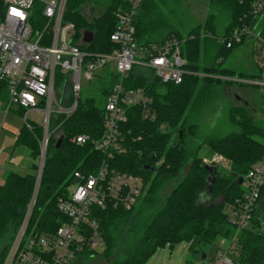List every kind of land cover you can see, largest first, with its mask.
I'll return each mask as SVG.
<instances>
[{"label": "trees", "instance_id": "16d2710c", "mask_svg": "<svg viewBox=\"0 0 264 264\" xmlns=\"http://www.w3.org/2000/svg\"><path fill=\"white\" fill-rule=\"evenodd\" d=\"M104 1L102 12L89 16L84 12L88 0H67L64 20L74 23V41L85 52L110 53L118 47L110 39V34L117 23L118 13L128 10L130 5L127 0ZM176 1L143 0L134 16L135 40L139 44H161L171 37L177 38L184 68L192 73L186 74L181 83L174 84L161 82L151 68L134 65L130 69L123 79V86L144 90L151 99L148 112L152 118L143 116L146 109L141 104L127 107L126 119L120 122L123 151L107 159L116 169L141 176L146 192L137 208L130 210L92 206L91 217L99 224L104 247L99 252L82 249L70 264H87L94 254L102 255L107 264H144L161 246L168 244L172 247L187 241L201 252L204 250L202 244H212L219 238L228 239L227 247L231 249L235 264H264V186L252 209L249 226L238 231L236 236V229L226 212V208L243 192L239 179L264 156V126L254 119L247 107L232 102L228 117L238 126V131L200 140L197 124L189 121V113L198 108V103L207 100L214 84L231 87L230 83L203 76V73L255 76L219 66L243 41L226 47L214 37L205 35H227L241 22L247 21L254 0H202L208 5L207 15L201 23L191 27L185 37L171 29L169 16L173 10H169V6ZM163 9H167L166 12ZM223 18L227 21L219 30L216 23ZM84 30L94 34L90 44L80 41ZM209 47L215 49L213 61L220 58L218 66L214 62L201 64ZM98 75H101L98 81H104L100 88L103 105L91 95L81 98L79 94L71 113L51 116L50 135L29 231L55 233L62 222L68 221L58 210L57 200L65 196L74 182V171L94 172L105 159L94 149L92 141L104 131L105 100L118 82L119 74L114 67L106 66L95 77ZM65 79L69 76L58 70L55 72V86ZM57 98L63 106H70L74 101L71 91L65 96L57 94ZM18 109L24 114L25 109ZM81 133L90 137L82 145L72 140ZM42 135L40 123L28 122L15 136L14 146L26 148L32 162L30 171L25 174L8 170L0 184V264L5 260L33 191ZM60 136L63 139L56 147ZM203 146L210 159L214 155L221 156L228 165L224 167L213 161L208 164L199 155ZM205 164L216 168L211 191L206 192L203 188L209 171ZM170 182H174L171 189L160 200L161 190ZM118 247L122 251L117 254Z\"/></svg>", "mask_w": 264, "mask_h": 264}, {"label": "built area", "instance_id": "2783aa9c", "mask_svg": "<svg viewBox=\"0 0 264 264\" xmlns=\"http://www.w3.org/2000/svg\"><path fill=\"white\" fill-rule=\"evenodd\" d=\"M127 1L129 9L118 13L117 23L110 34V39L118 47L110 53H89L81 50L78 42L74 41V23L64 20L67 0H0V97L7 98L5 113L11 108L22 107L28 123V113L44 111L33 191L3 264H70L82 249L101 251L104 239L97 220L91 217V207L130 210L146 192L141 176L120 171L107 161L115 153L123 151L120 122L126 119L127 107L141 104L146 109L143 116L152 118L148 112L151 99L141 88L124 87L123 79L134 65L153 69L163 83L179 84L186 74L192 72L184 68L185 61L177 38L171 37L161 44L136 42L134 16L143 0ZM263 16L264 0H254L247 21L241 22L227 35H205L214 37L226 47L251 38L255 41L254 51L260 66L264 61ZM109 64L119 74V80L105 100L104 131L92 141L94 149L105 159L94 172L74 171V182L65 196L57 200L58 210L68 221L62 222L55 233L29 231L50 135L51 116L71 113L77 105L75 98L78 100L80 94L81 77L92 79ZM57 70L69 76L74 96L70 106L61 105L57 98ZM259 71L262 75L263 70L260 68ZM203 76L221 79L231 86L259 87L264 93V82L255 79L258 74L241 77L203 73ZM72 140L82 145L90 137L81 133ZM211 161L220 163L222 158L214 155ZM242 184L245 190L227 207L229 221L236 229L235 236L249 226L252 209L264 186V156L242 177ZM213 264H235L231 249L227 247Z\"/></svg>", "mask_w": 264, "mask_h": 264}, {"label": "rangeland", "instance_id": "374dc122", "mask_svg": "<svg viewBox=\"0 0 264 264\" xmlns=\"http://www.w3.org/2000/svg\"><path fill=\"white\" fill-rule=\"evenodd\" d=\"M105 6L104 0H88L87 5L84 7V12L87 15H97L102 12ZM207 3L202 0H177L170 4L169 10H173L172 16H169L171 29H175L182 37H185L187 31L201 23L207 15ZM167 10V9H166ZM163 9L164 12H166ZM227 19L223 18L216 24L219 30L222 29ZM264 25V16L261 19V26ZM164 31H166L164 29ZM163 31V32H164ZM255 41L251 39L250 45L244 48V55L242 57L226 58L219 66L221 67H233L236 71H240L245 68L247 60L252 64V50L254 48ZM243 49V48H242ZM213 47H209L206 51L204 59L201 64H207L214 62L218 66L220 58L214 60ZM109 64L108 67H111ZM260 68L263 70L262 75L255 77L256 80L264 82V61L259 67H255V71L259 72ZM67 75V74H66ZM101 75L92 79H86L81 77V89L80 97H86L91 95L97 99L102 105V97L100 96V88L104 85L103 82H99L98 79ZM202 83L203 79L200 78ZM107 81H105L106 84ZM59 86V87H58ZM238 89L242 88L251 93L253 103L251 105L243 104L233 97L232 94H228L226 87L222 84H214L210 88L207 100L203 103H198V108L192 110L189 113V121L196 123L198 127V139L205 137H217L228 132L238 131L239 128L229 120L228 107L229 104L244 105L249 109L254 119L260 122L264 126V93L259 87H252L250 85H237L234 86ZM58 95L65 96L71 91L70 80L65 79L60 85L56 86ZM237 93V92H236ZM203 97V96H202ZM7 98L0 97V182L4 181L5 175L8 170L17 171L21 174H25L30 171V163L32 158L29 151L24 147H15L14 140L16 133L26 123L24 114L19 112L18 108H11L5 113ZM54 106V105H53ZM42 108V107H40ZM44 118V111H40L36 114L28 113L27 119L29 123H42ZM192 142V141H191ZM194 143V142H192ZM205 146L199 150V155L205 158L208 164L210 163V156ZM221 165L226 167L227 161H221ZM174 182L168 183L160 192L159 199L162 200L171 189ZM243 191L245 190L244 184H241ZM216 201H219L216 200ZM137 205L135 206L137 208ZM227 214L229 211L226 208ZM126 233V231H124ZM229 242L226 238H219L212 244L203 245V251L199 252L191 242L181 241L170 247L168 244L159 247L144 264H213L216 263L221 252L225 251ZM118 247L115 253L118 251L121 253L122 249ZM202 254H205L202 258ZM115 256L113 255V258ZM233 259V255H232ZM234 261V260H233ZM87 264H107L103 256L100 254H94L87 260Z\"/></svg>", "mask_w": 264, "mask_h": 264}, {"label": "crops", "instance_id": "0c3cea01", "mask_svg": "<svg viewBox=\"0 0 264 264\" xmlns=\"http://www.w3.org/2000/svg\"><path fill=\"white\" fill-rule=\"evenodd\" d=\"M250 42H251V38H246L242 44H240L238 47L235 48V50L232 52V54L228 58L242 57L244 55L243 54L244 48L248 47L250 45ZM251 54H252V59H253L252 64L250 63L249 60H247V64H246L245 68L241 69L240 71H243L249 75H255L256 76L259 72L255 71V67H259V63H258L257 58L255 56L254 48H253ZM229 68L234 69L233 67H229ZM248 77H250V76H248ZM226 91L228 94L229 93L231 94L232 92H237V95L240 96L242 99V100H240V99L239 100L237 99V100L240 101L241 103L245 104V105H247V104L251 105V103H253V100L251 98V93L242 89V88L238 89L234 86H231V87H226ZM0 184H1V182H0Z\"/></svg>", "mask_w": 264, "mask_h": 264}, {"label": "water", "instance_id": "95a60500", "mask_svg": "<svg viewBox=\"0 0 264 264\" xmlns=\"http://www.w3.org/2000/svg\"><path fill=\"white\" fill-rule=\"evenodd\" d=\"M94 38V34L93 32L89 31V30H84L82 32V36H81V39L80 41L84 44H90L92 42ZM77 101V98H75V102ZM63 139V136H60L57 141H56V147H58L61 143ZM204 167L209 171V174L207 175L206 177V185L205 187L203 188V191L206 192V191H211V188H212V185H213V182L215 181V171H216V168L215 166L213 165H208V164H205ZM239 184L242 183V178L239 179ZM205 254H202V258H204Z\"/></svg>", "mask_w": 264, "mask_h": 264}, {"label": "flooded vegetation", "instance_id": "af4514ba", "mask_svg": "<svg viewBox=\"0 0 264 264\" xmlns=\"http://www.w3.org/2000/svg\"><path fill=\"white\" fill-rule=\"evenodd\" d=\"M231 94L233 95L234 98H236V99H238V100H239V99L242 100L241 97L238 96L236 92H232Z\"/></svg>", "mask_w": 264, "mask_h": 264}]
</instances>
